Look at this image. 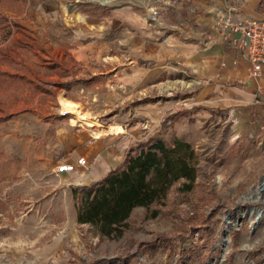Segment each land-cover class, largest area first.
<instances>
[{"label":"rangeland","instance_id":"1","mask_svg":"<svg viewBox=\"0 0 264 264\" xmlns=\"http://www.w3.org/2000/svg\"><path fill=\"white\" fill-rule=\"evenodd\" d=\"M203 1L0 0V264H264V145L237 134L228 108L199 98L203 84L187 70L130 86L120 73L119 82L113 78L121 69H106L108 54L101 68L95 60L82 68L83 56L72 51L78 44L91 52L97 37L119 43L135 35L131 15L142 18L151 43L206 47L204 34L191 37L207 31L198 22ZM115 21L121 30H108ZM135 60L150 69L158 62ZM66 101L107 127L124 124L118 135L132 134V142L118 166L141 146L181 140L193 152L195 178L175 180L161 200L135 207L111 235L101 234L79 220L87 200L81 187L89 185L52 172L57 129L72 125L60 116ZM18 144L27 155L51 144L54 165L14 154Z\"/></svg>","mask_w":264,"mask_h":264},{"label":"crops","instance_id":"2","mask_svg":"<svg viewBox=\"0 0 264 264\" xmlns=\"http://www.w3.org/2000/svg\"><path fill=\"white\" fill-rule=\"evenodd\" d=\"M202 3L206 10L205 17L198 22H203L201 25L207 27L205 28L207 31L191 32V37L198 33L200 36L204 34L205 38L210 40L206 47L182 41L171 45L151 43L148 41V29L142 18L141 21H137L139 20L137 19L138 15H131L132 19L129 25L137 31L135 35L125 33L123 34L125 39L120 40L119 43H106L97 37L90 43L91 52L80 50L81 46L78 44L77 48L72 51L78 61L81 60L79 56H83V65L80 63L82 68H85L93 60L101 68L103 66L101 58L108 54L110 58L109 63L105 64L106 69L109 72L121 69L115 72L117 75L113 78L119 82L118 73H120L124 84L130 86H148L152 80L164 77L167 72L179 75L183 70H187L192 73L196 82L203 84L198 97L205 103L209 102L219 105L221 108H228L229 114L236 116L235 131L238 132L237 134L243 136V139H247L248 142L251 140L253 144L262 146L264 145V67L259 77H252L247 58L222 43V39L217 36L215 17L219 12L233 9L247 17L264 19V0H204ZM210 12L213 13L211 17L208 14ZM115 22L110 24L108 30H121V28L118 29L121 22ZM124 23H130L128 17L125 18ZM96 30L95 35L101 36L100 29L96 28ZM123 44L127 49L125 53L122 50ZM110 50L114 55L110 54ZM138 58H155L158 62L153 69H150L135 64V59ZM223 64L225 65L223 66ZM92 70L93 72L97 71L93 67ZM108 75L111 79L109 73ZM51 77L54 78L53 75ZM114 123L124 127L121 122L115 121ZM56 141L57 145L52 146H58L56 153L60 154V157L55 162L52 172L55 174L56 167L64 163L73 164L76 168L75 171L57 176L75 180L78 184L91 185L102 180L123 162L125 154L131 147L132 134L121 136L111 134L107 126L103 124L99 127L72 124L70 128L59 127L57 129ZM2 142L0 153L6 151L5 143ZM18 145V150L14 146V154H25L34 162L48 161L51 166L54 165L52 164L53 147L51 144L29 147L28 155L26 147ZM81 158L86 161V165L78 164V160ZM51 251L52 246L47 245L43 252L44 255H47Z\"/></svg>","mask_w":264,"mask_h":264},{"label":"trees","instance_id":"3","mask_svg":"<svg viewBox=\"0 0 264 264\" xmlns=\"http://www.w3.org/2000/svg\"><path fill=\"white\" fill-rule=\"evenodd\" d=\"M184 148L188 149L185 154ZM132 153L102 180L81 187L87 191V200L79 220L95 224L103 235L116 231L135 207L161 200L175 180L195 178L193 152L181 140L172 147L155 141Z\"/></svg>","mask_w":264,"mask_h":264},{"label":"built area","instance_id":"4","mask_svg":"<svg viewBox=\"0 0 264 264\" xmlns=\"http://www.w3.org/2000/svg\"><path fill=\"white\" fill-rule=\"evenodd\" d=\"M215 30L222 43L247 58L252 77H259L264 67V19L247 17L231 9L216 15ZM78 164L87 163L81 158ZM75 170V165L64 163L57 166L54 172L60 175Z\"/></svg>","mask_w":264,"mask_h":264},{"label":"bare ground","instance_id":"5","mask_svg":"<svg viewBox=\"0 0 264 264\" xmlns=\"http://www.w3.org/2000/svg\"><path fill=\"white\" fill-rule=\"evenodd\" d=\"M103 3H109L110 0H101ZM62 116H70L71 124H79L85 126H101L102 123L88 111H83L81 107L72 102H65L63 110L61 112ZM108 131L112 133L119 134L124 133L125 129L120 124H111L107 127ZM263 193L260 189L257 191V194Z\"/></svg>","mask_w":264,"mask_h":264},{"label":"water","instance_id":"6","mask_svg":"<svg viewBox=\"0 0 264 264\" xmlns=\"http://www.w3.org/2000/svg\"><path fill=\"white\" fill-rule=\"evenodd\" d=\"M262 188H264V182L261 183Z\"/></svg>","mask_w":264,"mask_h":264}]
</instances>
